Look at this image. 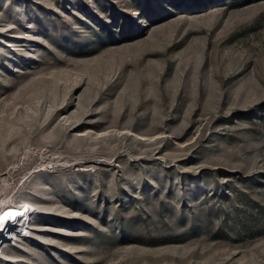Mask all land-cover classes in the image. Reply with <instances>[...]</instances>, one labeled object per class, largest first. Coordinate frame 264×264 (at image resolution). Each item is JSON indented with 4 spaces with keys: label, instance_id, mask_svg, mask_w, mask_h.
I'll return each mask as SVG.
<instances>
[{
    "label": "rangeland",
    "instance_id": "374dc122",
    "mask_svg": "<svg viewBox=\"0 0 264 264\" xmlns=\"http://www.w3.org/2000/svg\"><path fill=\"white\" fill-rule=\"evenodd\" d=\"M14 207L0 264H264V0H0Z\"/></svg>",
    "mask_w": 264,
    "mask_h": 264
},
{
    "label": "bare ground",
    "instance_id": "6f19581e",
    "mask_svg": "<svg viewBox=\"0 0 264 264\" xmlns=\"http://www.w3.org/2000/svg\"><path fill=\"white\" fill-rule=\"evenodd\" d=\"M17 210L18 209L14 207L7 209L6 212L4 211L0 214V231L5 229V227L15 225L17 216L19 214Z\"/></svg>",
    "mask_w": 264,
    "mask_h": 264
}]
</instances>
